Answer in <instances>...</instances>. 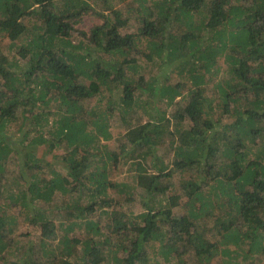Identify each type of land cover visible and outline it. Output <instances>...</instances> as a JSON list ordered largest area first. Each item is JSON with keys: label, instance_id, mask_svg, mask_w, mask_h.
Masks as SVG:
<instances>
[{"label": "trees", "instance_id": "16d2710c", "mask_svg": "<svg viewBox=\"0 0 264 264\" xmlns=\"http://www.w3.org/2000/svg\"><path fill=\"white\" fill-rule=\"evenodd\" d=\"M93 1L0 0V197L21 206L43 242L56 227L36 203L50 204L60 190L69 194L59 207L63 217L73 218L72 225L84 220L99 236L84 240L82 262L68 257L79 241L69 238V224L60 226V255L6 257L13 249L6 255L5 234L16 222L8 201L0 205V263L85 264L88 257L86 264L108 258L159 264L160 256L169 264L173 252H186L180 247H194L199 264H212L217 252L216 264L263 260L264 0H130L115 8ZM86 16L87 31L85 23L79 27ZM152 66L188 82L183 105L179 84L149 72ZM140 72L147 76H136ZM163 101L170 111L160 107ZM115 114L126 126L111 142ZM14 125L20 142L29 135L28 144L52 138L64 151L61 165L24 152L13 190L7 171L18 153L10 140ZM42 161L45 170L54 166L48 179ZM124 164L131 182L112 178ZM137 188L145 198L143 224L107 209L112 189L131 200ZM163 194L168 206L160 209L152 201ZM175 207H182L180 216L172 215ZM98 209L109 232L89 219ZM202 217L212 220L214 241ZM111 238L127 241L124 256L111 250L106 257L102 243Z\"/></svg>", "mask_w": 264, "mask_h": 264}, {"label": "rangeland", "instance_id": "374dc122", "mask_svg": "<svg viewBox=\"0 0 264 264\" xmlns=\"http://www.w3.org/2000/svg\"><path fill=\"white\" fill-rule=\"evenodd\" d=\"M127 1L130 0H108V7L109 8H115V7H120L121 4H124V2L126 3ZM234 1V0H231ZM102 1L100 0H94L92 3L97 5L99 3H101ZM98 7H101V5H99ZM34 20V19H33ZM32 19H25V22H27L29 24V21H33ZM85 23V30L87 31L89 29V27L91 26V20L88 18V16L85 17L84 22L81 23L79 25V27L84 26ZM134 25H131L132 27L135 26V23H132ZM177 61H173L171 65H174ZM220 63V68H224L223 66V62L222 59L219 61ZM170 66V64H169ZM149 72L153 73V74H158L160 76H168L169 77L166 79L168 83L172 84L173 86H175L176 84H179V89L182 90V92L185 95V98L183 100L180 99L181 104L183 105L186 102L187 99V92L185 89V86H187L188 82L185 79H179V78H174L173 75L170 74V71H162V73L158 70L159 69L155 68L152 66L148 68ZM144 74V78L147 76V74L140 72L138 73L136 76L141 77ZM160 77V81H161ZM177 82V83H176ZM210 96H216L215 91L210 90L208 93ZM179 97H177L176 99H178ZM94 99H90L89 103H93ZM160 107H164L166 108V110L170 111L172 108V106L166 104L164 101L160 102ZM166 105V106H165ZM52 106V104H51ZM137 114V111L132 112L130 114V117L133 116H137L135 115ZM111 126H113V128H116L117 130H114L112 127L111 129H113L112 131L114 132V135L112 136L111 142H115L114 139L115 137H119V139L122 137V135H118L115 131H122L125 129V124H123V126L120 124L119 118L117 116V114L113 115L112 117V122L110 124ZM119 126H122V128H119ZM29 127V125H28ZM27 127V128H28ZM13 130H11V137L10 140H13V146L15 147L16 150H18V153L15 154V158L14 160L16 161L15 163H10L8 165V171H7V175H8V179L7 182H9L8 185V189L12 188L13 190L16 189V185L13 183V178L15 177L16 179L19 178L20 175V168L18 165V161L22 158V154L26 151L31 150L32 152H34L36 154L37 157L42 158V159H47L46 161L51 162L52 165H57V164H62L59 156L63 154V149H61V147L56 148L54 147V139H48L45 140V142H39V143H32V144H28V140L30 139V135L28 140L26 139V141L20 142L19 139H21V134H19L18 132L15 131L16 127L15 125L12 127ZM45 132L48 133L49 129L52 128V125L50 123H48L45 127ZM42 128V129H43ZM108 142V143H111ZM24 146V147H23ZM129 164H124L121 166H117V170H115V172H113L112 174V178H114L116 181H126V182H131V175L129 174L128 171V166ZM40 167L43 168V178H50L52 175L51 169H54V166H51L50 168H47L46 170L44 168L47 167V164L45 161H42V164H40ZM57 168V166H56ZM24 176H26V172L23 173ZM179 177H174V181H178ZM133 192V195H131V200H127L125 199L124 195H120L115 193V190L112 189L110 196L113 197L111 206L107 209L112 210V208H115L117 210H120L122 212H124V216H123V220H127L128 217L129 218H134L137 219V221L139 223L143 224V221L139 219V213L144 211V206L142 205V200L144 198L143 193H141V190L139 188L137 189H132L131 190ZM69 194L67 193H63L60 190H57V192L55 193V195L53 196L50 204H46L43 201H39L36 203V207L35 210H37L38 208H41L44 210V213L55 223V230H56V234L54 236H52V234L49 235V237H47L45 240H43L44 242V246L42 248V243L40 240V234H39V226L37 224H31L29 223V221L25 218V213L22 211L21 206L18 205L17 202H10L8 200L7 196H1L0 197V205H3L5 202H10V209H8L9 212H11L15 217H16V222L14 224V227L12 228V231L10 233H8V235L5 234V239H7L10 243H11V247L6 251V255L8 254L10 249H13L12 251V255L10 256H6V257H10V258H15V256L21 260L26 258L27 256H32L35 259L38 260H46L47 256L50 257L51 254H57L60 255L61 253V244L59 243L60 241V237L63 236V230H61L60 226H62L63 224L65 225H70V229H68V236L69 238H78L79 241L74 243V247H75V252H73L70 256H68L70 258V260L74 261V260H81L82 262V256L84 254V240H91V243L96 242L99 239V236L97 234L93 235L91 233V231H88L84 226H85V221L84 220H79L80 224L77 225H72V219L73 218H69V217H63L64 213L61 212V209L59 208L63 202H67V196ZM73 195V194H72ZM167 194H163L161 196H158L154 201H152L155 205H160V209L164 207H167V201L165 200ZM145 199V198H144ZM65 200V201H64ZM115 201H117L115 203ZM35 205V204H34ZM159 209V210H160ZM21 212V213H20ZM66 212V211H65ZM34 213V211H33ZM172 215L174 216H180L183 213V209L182 207H175L171 210ZM73 214V213H70ZM89 219H91L94 222H97L98 225L101 227V229H103V231L109 232L110 231V225H109V220L107 219L105 214L101 213V210L98 209L96 210L90 217ZM201 224L203 225L204 229L206 230V232L209 234L207 235V237H209L211 239V241H214V232L213 229H211L212 227V220L202 217L200 219ZM170 235V232L166 233V237ZM113 240V242L111 241ZM110 241H106L104 243H102V249L106 254V257H108V253L112 250V252L117 256V257H122L125 255L126 250H127V241H125L124 243H120L119 240H115L111 238ZM115 240V241H114ZM82 241V242H80ZM112 242V243H111ZM120 243V245H118ZM112 244V245H111ZM108 246H109V251H108ZM156 249L160 250L161 247L159 244L156 245L155 247ZM182 248H186V252H183V255L180 258H178V256H176V252L172 253V256L170 257V261L169 264H199V259L196 257V250L194 247H180L179 248V252H182ZM191 248V249H190ZM51 250V252H48L45 256L44 251L46 250ZM60 253V254H59ZM87 253H85L84 255H86ZM88 256V255H87ZM159 259L158 261H160L159 264L164 263L163 260L161 261V257L158 256ZM220 258H222V255H220V253H216L213 258L211 259L212 264H216V259L219 260ZM109 261H103L102 264H115L114 261L111 258H108ZM186 260V262L184 261ZM237 260L239 261V264H264V259L261 260V258L259 259V257H249V259H246L247 261H242L243 259L241 257H238ZM89 262V258L87 257V261L85 262V264ZM1 264V263H0ZM83 264V263H82Z\"/></svg>", "mask_w": 264, "mask_h": 264}]
</instances>
